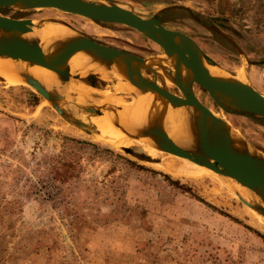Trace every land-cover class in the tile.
<instances>
[{"label": "rangeland", "instance_id": "rangeland-1", "mask_svg": "<svg viewBox=\"0 0 264 264\" xmlns=\"http://www.w3.org/2000/svg\"><path fill=\"white\" fill-rule=\"evenodd\" d=\"M119 1L145 17L168 5L189 8L230 36L247 57H239L184 11L157 14L174 30L191 34L216 71L229 76L242 71L264 96V0ZM0 15L60 23L138 57L162 53L121 25L44 9L0 8ZM247 58L255 64L249 66ZM1 71L0 264H264L261 216L241 204L215 174L156 150L148 136L126 139L98 131L101 121L93 115L82 120L94 130L86 135L64 122L17 75ZM93 75L98 81H90L99 82V88L116 90L115 78ZM194 88L203 106L264 156V119L221 117L209 96ZM167 91L178 94L175 87ZM121 94L136 104L129 92ZM125 147L133 153L125 154Z\"/></svg>", "mask_w": 264, "mask_h": 264}, {"label": "water", "instance_id": "water-1", "mask_svg": "<svg viewBox=\"0 0 264 264\" xmlns=\"http://www.w3.org/2000/svg\"><path fill=\"white\" fill-rule=\"evenodd\" d=\"M0 8L16 11L54 10L95 22L121 25L138 32L146 40L158 46L162 52L159 55L163 54L172 59L170 68H163V72L170 78L178 95L156 84V73L152 67L155 64L150 57H138L127 51L102 45L79 31L76 37L58 43L55 48L48 45L47 49L51 48V52L44 54L37 41L22 38V35L30 32L32 27H37V23L32 24L33 19H11L0 15V30L7 34L6 37L0 36V57L41 66L54 72L58 79L64 82L70 77L65 66L68 58L75 52H85L100 63L117 65L125 80L140 91L154 93L173 107L192 108L196 134L194 150L175 145L155 125L143 129L137 137L148 136L153 140L156 150L203 166L217 176L229 178L232 182L252 191L258 202L245 201L235 191L233 194L241 204L260 215L264 222V156L243 138L240 141L245 148L240 145L243 149H234L229 127L199 102L192 88L202 89L219 108H227L231 112L252 118L257 116L264 119V96L249 83L210 75L203 64L210 65L211 61L196 43L187 35L171 27H165L156 17L157 13L180 10L200 24L198 15L185 6L173 4L160 8L151 17H145L132 6L119 0H0ZM201 26L218 34L234 48L239 57L243 56L237 45L220 30L205 24ZM73 77L79 79L78 76ZM80 80L90 86L89 81H98V78L90 74ZM24 81L64 122L86 135L94 133L93 128L80 120L78 114L96 116L100 114L98 109L65 102L59 94L46 90L31 78H25ZM121 149L125 154L133 153L127 147Z\"/></svg>", "mask_w": 264, "mask_h": 264}, {"label": "bare ground", "instance_id": "bare-ground-1", "mask_svg": "<svg viewBox=\"0 0 264 264\" xmlns=\"http://www.w3.org/2000/svg\"><path fill=\"white\" fill-rule=\"evenodd\" d=\"M40 21L41 20L33 19L32 24L37 23V27H32L30 32L22 35V38L28 41H37L44 54L51 52V48L47 49L48 45L55 48L58 43H63L76 37V33L78 32L76 29L69 28L68 26H61L59 25L60 23H53L47 20L43 22ZM0 36L6 37L7 34L0 30ZM151 60L153 64H155L152 67L156 73V84L160 87L162 86L166 90L167 88H173L170 78L166 76L165 79V74L163 72V68L171 66L172 59L165 55H160L154 58L151 57ZM65 66L70 77L67 81L61 82L54 72L46 68L6 57H0V71L4 70L10 74L17 75L19 82L26 85L24 79L31 78L37 81L46 90L59 94L65 102L69 101L79 106L98 109L100 114L94 116L101 121L100 124L96 125L98 131L119 134L126 139H141L144 136L137 137L139 133L143 129L155 125L160 131L165 133L173 143L178 144L179 147L194 150L196 134L193 119L194 112L192 108L187 106L173 107L154 93L140 91L129 84L125 78L121 79L122 72L117 65L100 63L85 52L78 51L72 54L68 58ZM203 66L212 76L232 78L241 83H249V80L242 71L238 72L236 76H229V74L219 73L216 71V68L209 64L204 63ZM99 73H101L102 76H111L115 78L117 81L115 91L107 87L99 88L90 84V86H88L80 80L83 77H88L89 74ZM181 75H184L183 71ZM73 76H78L79 79H75ZM38 77L44 79L48 86L41 84L38 81ZM157 78L161 80L162 85L156 80ZM192 91L195 96L198 95L194 87ZM121 92H129L135 99L136 104L134 103L131 105L128 103ZM212 115L217 117L213 113ZM78 116L80 120H83L88 115L86 113H81L80 115L78 114ZM89 124L87 125L91 126ZM225 124L230 129L229 131L231 132L230 135L232 137L234 149L241 150L245 148L240 141L243 137L228 123L225 122ZM117 141L119 144L122 143L120 139ZM240 145L243 146V148ZM201 167L204 168V170L210 171L203 166ZM166 168L167 172L170 174H176L171 167ZM217 177L224 181V184L232 192L235 191L236 194L244 196L246 199H253L255 202H258V198L249 189L232 182L229 178L223 176Z\"/></svg>", "mask_w": 264, "mask_h": 264}, {"label": "flooded vegetation", "instance_id": "flooded-vegetation-1", "mask_svg": "<svg viewBox=\"0 0 264 264\" xmlns=\"http://www.w3.org/2000/svg\"><path fill=\"white\" fill-rule=\"evenodd\" d=\"M161 14V13H160ZM160 14H157V20L161 23V24H163V25H165V27H171L169 24H167V22L168 21H165V20H162V16H161V18H160ZM187 14V13H186ZM187 16L190 18V16L187 14ZM191 19V18H190ZM196 25H198L200 28H203L202 26H201V24H205V25H208V26H210V27H212L213 29H218V28H215L214 26H211V25H209L208 23H206L202 18H200L199 17V21H200V24H198V23H196L195 22V20H193V19H191ZM204 29V28H203ZM219 30V29H218ZM207 32H209V33H211V34H216L215 32H212V31H208L207 30ZM222 32V31H221ZM180 33H182V32H180ZM223 33V32H222ZM183 34H185V35H187L189 38H191L195 43H196V45L198 46V44H197V42H196V40L194 39V37L191 35V34H188V33H183ZM217 36H219L218 34H216ZM226 35V34H225ZM227 36V35H226ZM220 37V36H219ZM235 44H236V42L230 37V36H228ZM221 38V37H220ZM222 39V38H221ZM223 40V39H222ZM225 41V40H224ZM97 42V41H96ZM226 42V41H225ZM227 43V42H226ZM228 44V43H227ZM237 45V44H236ZM231 46V45H230ZM199 47V46H198ZM232 47V46H231ZM237 47H238V45H237ZM233 48V47H232ZM239 48V47H238ZM240 49V48H239ZM241 50V49H240ZM203 53V52H202ZM241 53H242V57H247V55L241 50ZM163 55V54H162ZM158 56H160V55H158ZM158 56H155V57H158ZM152 58H154V57H152ZM247 60H248V64H249V66L251 65V64H255V62H252V61H250L248 58H247ZM245 61H246V59H245ZM213 65V64H212ZM214 65H216V64H214ZM90 75V74H89ZM88 75V76H89ZM96 76V75H95ZM165 76V79H166V75H164ZM97 78H99L98 76H96ZM160 84H161V80L159 79V78H157L156 79ZM89 84L90 85H95L96 87H102V86H100V84H99V82L97 83V82H95V81H89ZM162 85V84H161ZM167 88V87H166ZM167 90H170V89H168L167 88ZM176 95H178V94H176ZM195 95V94H194ZM196 97V96H195ZM198 97V96H197ZM212 103L216 106V108H218V111L219 112H217V113H221L220 114V116L222 117V113H224V114H229V115H232V114H239V115H241V116H243V114H241V113H236V112H231V111H229V109H227V108H224V109H222V108H219L213 101H212ZM204 106L206 107V108H208V109H210V110H212L211 109V107L210 106H208V105H206V104H204ZM245 117V116H244ZM247 118H252V117H247Z\"/></svg>", "mask_w": 264, "mask_h": 264}, {"label": "trees", "instance_id": "trees-1", "mask_svg": "<svg viewBox=\"0 0 264 264\" xmlns=\"http://www.w3.org/2000/svg\"><path fill=\"white\" fill-rule=\"evenodd\" d=\"M98 23H100V24H104V23H101V22H98ZM177 188L179 187H181V186H178V184H177V182H172ZM208 207H211L212 209H214L215 210V208H213L212 206H209L208 205ZM224 216H225V214H223Z\"/></svg>", "mask_w": 264, "mask_h": 264}, {"label": "crops", "instance_id": "crops-1", "mask_svg": "<svg viewBox=\"0 0 264 264\" xmlns=\"http://www.w3.org/2000/svg\"><path fill=\"white\" fill-rule=\"evenodd\" d=\"M242 136V135H241ZM246 141V140H245Z\"/></svg>", "mask_w": 264, "mask_h": 264}]
</instances>
